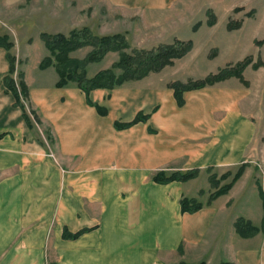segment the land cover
Returning <instances> with one entry per match:
<instances>
[{
    "label": "crops",
    "instance_id": "1",
    "mask_svg": "<svg viewBox=\"0 0 264 264\" xmlns=\"http://www.w3.org/2000/svg\"><path fill=\"white\" fill-rule=\"evenodd\" d=\"M102 1L142 16L168 13L172 4ZM190 39L193 48L183 58L195 49ZM251 57L247 85L232 76L185 91L181 106L169 84L194 78L145 81L161 79L178 59L88 95L76 86L57 87L53 66L37 82L24 70L30 107L43 121L31 128L6 91L9 61L0 47V264H264V65H253L264 54ZM141 112L148 120L116 128V121ZM242 164L229 192L207 204L215 190L208 168L220 176ZM193 168L200 173L187 181L152 179L159 170ZM183 197L205 205L183 212ZM239 217L258 232L240 235Z\"/></svg>",
    "mask_w": 264,
    "mask_h": 264
},
{
    "label": "rangeland",
    "instance_id": "2",
    "mask_svg": "<svg viewBox=\"0 0 264 264\" xmlns=\"http://www.w3.org/2000/svg\"><path fill=\"white\" fill-rule=\"evenodd\" d=\"M103 3L102 0H0V33L9 34L15 44L11 52L16 55L17 70H25L35 82L48 79L50 75L39 68L42 59L50 54L41 33L67 34L84 26L97 35L124 33L131 46L139 48H151L175 38H192L196 43L193 52L178 59L161 74V79L159 75L146 78L150 86L170 78L200 79L248 55L256 58L260 50L264 54V0H172L170 12L145 16L108 8ZM251 10L254 14L249 16ZM208 11L214 13V26L207 23ZM230 19L240 22L241 27L229 30ZM90 50L86 46L71 56L82 58ZM118 58V52H109L100 62L89 64L88 75L113 67ZM260 132L264 133V122Z\"/></svg>",
    "mask_w": 264,
    "mask_h": 264
},
{
    "label": "trees",
    "instance_id": "3",
    "mask_svg": "<svg viewBox=\"0 0 264 264\" xmlns=\"http://www.w3.org/2000/svg\"><path fill=\"white\" fill-rule=\"evenodd\" d=\"M235 10H238V8H235ZM207 13L209 16L207 23L209 25L216 24V20L213 17L214 13H212V11H208ZM253 14V10L248 12L249 16ZM241 25L240 22H233L230 19L228 29H238ZM41 37L46 47L49 49L50 54L42 59L39 68L46 69L50 66H54L60 77L56 83L57 87L76 86L82 89L87 95L96 88L113 89L121 87L128 81L139 80L148 76L152 72L161 71L167 65H172L176 59L186 56L193 48V42L191 40H183L179 38H175L172 42H161L151 48L132 47L124 33L97 35L92 32L89 26L72 29L67 34L62 32H42ZM14 45L15 44L11 40L9 34L0 33V47L7 50L9 61V72L4 78L6 91L14 94L16 98L15 105L22 109L25 120L32 128L35 124H43V121L39 114L30 107L29 87L24 80L25 72L20 69L17 70L16 55L11 52ZM86 46H90L91 50L84 57L78 58L71 56L72 52ZM109 52L119 53V58L113 63V67L101 70L94 76H89V64L100 62ZM211 56H214V52ZM252 62L253 58L247 56L235 64H228L227 66L220 68L217 72L208 74L204 78L191 79L185 83L176 80L171 82L169 86L173 88L177 102L181 106L185 103L184 93L188 90L214 85L217 82L232 76L240 78L247 85L248 82L244 78V70ZM253 65L256 68H259L264 65V62L258 60ZM115 69H119L120 72H116ZM16 72H18L17 77H15ZM104 112H106V110H104ZM148 118V114L141 112L131 121H116L115 126L118 129H123L140 121H146ZM44 133L49 143H53L54 138L51 132L45 130ZM244 170L245 165L242 164L235 172L228 170L219 176L218 173L213 171L212 167H209L210 182L215 190L210 194L207 204H211V202L218 196L228 193L235 182L242 176ZM199 173L200 168H193L186 171L176 170L171 172L159 170L152 176V179L158 183H168L174 180L187 181L197 177ZM229 178V181L222 183ZM260 194L264 199L263 189L260 190ZM180 203L183 212H195L205 205L195 198L188 197H183L180 200ZM236 229L242 236H252L259 230L258 227L244 217H239L236 220ZM64 235L76 237L78 233L69 234L66 232ZM181 264H205V261L198 263L183 262ZM223 264L235 263L225 261Z\"/></svg>",
    "mask_w": 264,
    "mask_h": 264
}]
</instances>
